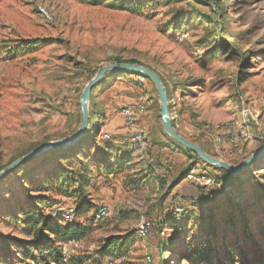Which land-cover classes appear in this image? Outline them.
Returning a JSON list of instances; mask_svg holds the SVG:
<instances>
[{"label":"rangeland","instance_id":"obj_1","mask_svg":"<svg viewBox=\"0 0 264 264\" xmlns=\"http://www.w3.org/2000/svg\"><path fill=\"white\" fill-rule=\"evenodd\" d=\"M117 57L160 75L175 127L211 155L237 164L264 145V0H0V169L74 134L84 87ZM107 76L92 92L95 139L70 157L37 158L0 180V264H46L17 248L32 241L36 212L86 229L65 264L95 253L108 237L132 234L124 255L104 264H242L243 257H264V155L239 175L241 187L222 189L218 169L165 132L152 80ZM141 98L146 107L136 116L148 138L142 153L122 135L123 110ZM236 121L249 134L243 152H216L204 126ZM98 152L108 154L111 170L96 161ZM70 160L93 171L87 186L93 205L68 217L78 205L73 187L58 191L48 178L57 162L79 166ZM103 204L110 215L99 220ZM142 218L150 222L144 238L136 233ZM202 245L212 249L207 261L193 255Z\"/></svg>","mask_w":264,"mask_h":264},{"label":"trees","instance_id":"obj_2","mask_svg":"<svg viewBox=\"0 0 264 264\" xmlns=\"http://www.w3.org/2000/svg\"><path fill=\"white\" fill-rule=\"evenodd\" d=\"M97 1V0H93ZM211 19V18H210ZM181 23H178L175 25V29H179ZM26 48L30 47V44H26ZM23 48H19L18 50H22ZM123 61L119 57H117L116 62ZM129 62H136V60H128ZM116 73V72H115ZM118 74H136L131 72H117ZM95 75V74H94ZM93 75V76H94ZM140 76L139 74H136ZM92 76V77H93ZM108 77V76H107ZM106 77V78H107ZM95 89V88H94ZM93 96L91 98L92 107L94 106L93 102ZM91 117L94 120V123L97 124L98 118H97V112L95 110H91L90 112ZM173 124L175 126V123L173 121ZM78 129V128H77ZM75 130V132L77 131ZM97 130L95 129V125L92 129H90L88 136L81 142H79L77 145L68 147L66 149L61 150H50L46 152L45 154H42L41 156H38L34 159H41L42 157H51L50 159L53 160L55 157L61 155V157H70L72 154L76 151H79L80 148L83 146V143L88 139H95V132ZM179 131V130H178ZM177 142V141H176ZM189 153L193 155L194 158L198 159L199 156L196 152L193 150L185 148ZM99 153V152H98ZM108 154H98L96 157L97 162L104 163L103 169L106 171H109L112 169L113 165L107 161ZM33 159V160H34ZM30 160L29 162L33 161ZM71 161V160H70ZM72 160L70 164L78 163L79 166L76 168H66L62 163L57 162L54 169L55 172L50 175L48 178L49 183H55L52 187H55L58 191H65L68 192L70 187H73V191L71 192L74 198L77 199L78 205L77 210L73 211V213L77 214L80 212L81 209L86 207H91L93 204H91V201L88 200V184H90L92 179L93 171L88 166V164L82 162L81 160H76L77 162H73ZM26 162V163H29ZM24 163L23 165H25ZM255 163V162H254ZM249 169L248 172H251L253 170V165ZM70 165V166H71ZM1 168L0 170H2ZM218 171L221 173V177H219L220 182H222V189L225 190V188L236 185H240L239 176H231L226 171L217 168ZM59 180H61V184L59 183ZM141 181V180H140ZM65 187H63L64 183ZM218 182V183H220ZM57 183V186H56ZM241 187V185L239 186ZM229 188V189H230ZM82 199V200H81ZM60 215L62 214L60 211L57 212ZM54 218H48L43 213H34L33 219L30 220L29 224L33 228V232L30 231L33 235L32 241L26 243L24 246H17V248H20L21 252L23 253L24 258H27L29 261H32L33 263H46V264H65L64 257L62 255V250L55 251V246L57 244H61L63 242H66L68 240L74 239L79 240L82 238V236L85 235V228L83 224L77 223L75 221H67L65 224H58L53 222ZM31 228V229H32ZM50 232V234L48 233ZM52 235V237L50 236ZM134 235H118V236H111L106 238L103 243L98 247V250L93 254H88L83 256L81 259L71 258L68 262V264H104L105 259L107 257H116L119 258L124 255V252L129 248L131 243L134 241ZM44 247H48L47 251H44ZM37 250L38 252H34ZM198 250V251H197ZM211 248L206 247L205 245H202L200 249H195L193 252V255H197V259H200L199 256L203 261H207L211 258ZM47 252V253H46ZM246 258L243 257L242 264H264V257L259 256L257 258H253L252 261H246ZM112 260L108 262V264H111Z\"/></svg>","mask_w":264,"mask_h":264},{"label":"water","instance_id":"obj_3","mask_svg":"<svg viewBox=\"0 0 264 264\" xmlns=\"http://www.w3.org/2000/svg\"><path fill=\"white\" fill-rule=\"evenodd\" d=\"M113 72H131L139 74L152 80L154 83L160 102V119L165 132L177 141L184 148L193 150L196 152L204 162L213 165L226 171L231 176H239L246 169H248L258 158L264 155V145L249 155L246 159L240 163L233 164L225 161L219 157L213 156L208 153L202 146L198 143L188 139L186 136L181 134L178 129L173 124V119L169 110V100L166 91V87L161 80L160 75L151 67L142 65L136 62L121 61L114 62L98 69L95 75L87 82L80 96V112L81 121L77 131L67 137H63L58 140L48 141L45 144L39 146L38 148L28 152L27 154L17 158L9 165L0 170V180L6 177L9 173L22 166L24 163L33 160L34 158L45 154L50 150H61L68 147L77 145L79 142L83 141L90 131V104L92 98V92L96 86L101 84L107 77L108 74Z\"/></svg>","mask_w":264,"mask_h":264},{"label":"built area","instance_id":"obj_4","mask_svg":"<svg viewBox=\"0 0 264 264\" xmlns=\"http://www.w3.org/2000/svg\"><path fill=\"white\" fill-rule=\"evenodd\" d=\"M141 79H145L144 76H139ZM144 99L141 98V101H138V104L133 106H127L123 110V115L125 117V130L123 136L127 144L134 150L142 153L148 147V138L146 130L138 124L137 121V110L139 112L144 111L145 103ZM203 131L211 136L213 146L216 152L223 153L225 151L231 150L233 155L241 154L244 150V144L249 138L247 130L242 127V123L235 122L232 127L227 128L226 126L206 124ZM108 134L105 133L102 137H107ZM189 179L194 178V174L188 175ZM206 184H211L212 179L208 178L205 182ZM228 190V187L225 188ZM180 212V210H176ZM68 217H71L73 214L72 209L67 210ZM110 215V208L108 205L103 204L95 212V216L99 220H103ZM150 230V222L146 218H142L137 227L136 233L140 238H144ZM77 244V240L71 239L63 244L62 255L64 261H67L68 251L70 248Z\"/></svg>","mask_w":264,"mask_h":264},{"label":"crops","instance_id":"obj_5","mask_svg":"<svg viewBox=\"0 0 264 264\" xmlns=\"http://www.w3.org/2000/svg\"><path fill=\"white\" fill-rule=\"evenodd\" d=\"M102 126V128H104V126L103 125H101ZM106 126H110V123L108 124V123H106ZM180 132V131H179Z\"/></svg>","mask_w":264,"mask_h":264}]
</instances>
